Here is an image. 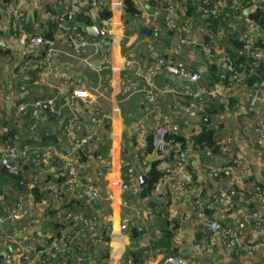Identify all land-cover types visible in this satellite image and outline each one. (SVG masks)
Wrapping results in <instances>:
<instances>
[{
    "label": "built area",
    "instance_id": "1",
    "mask_svg": "<svg viewBox=\"0 0 264 264\" xmlns=\"http://www.w3.org/2000/svg\"><path fill=\"white\" fill-rule=\"evenodd\" d=\"M28 1L7 0L2 4V14L12 33L22 34L25 6ZM131 1L137 11L134 19H126L125 0H49L48 23L56 25L57 39L48 40L42 37L47 23L39 20L35 21L30 33L26 36L25 43L28 53L20 69L22 71L38 70L35 85L51 94L38 99L29 98L11 102L9 112L17 120L25 116L29 118L27 134L30 142L19 144L16 140H9L0 144V166L20 170L25 164H31L36 168L47 158H51L54 161L53 173L58 177V181L60 180L51 191V196L57 205L74 187L80 185L81 172L75 162L77 153L84 148L92 147L100 138L101 131L106 132L110 128L113 119L111 112L99 110L100 98L109 92L108 82L101 88H97V91L94 90V96H92L87 89L82 87L80 79L70 76L60 68L59 58L62 54L58 47L60 42L70 50L72 56L79 58L84 65L92 66L96 62L98 72L110 70L109 47L102 40H110L111 27H124L132 21L139 22L142 27L150 31L154 41L165 35L167 31L173 30L180 47H187L191 50L198 48L205 62L215 65L217 69L230 75L228 85L221 84L217 86V90H206L203 84L207 67L204 70H193L184 62L176 61L172 56L154 57L151 69L160 71L167 77L188 83L192 87L191 90L184 92L181 88L168 84L157 88L149 73L140 75L145 85L142 93L146 106L145 113L137 117L133 123L136 130L135 138L137 141L146 139L145 126L156 115L158 118L155 120L154 131L151 134L153 151L155 153L167 151L173 159L171 165L161 170V177L153 184L152 192L158 203H164L166 199H178L191 188L192 178L188 171V164L191 155H194L192 141L183 146L181 143L165 139L167 134L179 133L180 127L172 115L160 112V96L171 97L178 114L189 119L200 120L204 116L205 108L211 104L217 94L229 96L233 90L243 88L248 90L247 100L250 109L264 110V51L255 49L254 39L257 36L264 38V32L257 23L250 19L252 15H264V0ZM189 1L191 4L188 3ZM188 5L196 6L195 15L188 16ZM103 12L109 13L107 19L100 17ZM80 13L90 18L91 26L98 28L102 39L90 38L85 32L84 36L76 33L72 23H75ZM211 18H217L219 22L223 19L225 25L216 24V31L213 32L207 23ZM245 33H247L246 36H244ZM228 37L232 41L239 40L246 43L244 55L250 60L249 75L256 73L258 67L263 68L260 82L250 89L242 83V76L236 73V68L225 51L231 49L230 41L226 40ZM218 38L225 41L227 46L217 41ZM126 67L132 76L139 77L132 60L126 62ZM136 86V82H131V88ZM65 89H70V92ZM181 97H188L191 101L189 104L181 103L179 101ZM43 115L60 123L63 133L70 137L66 149H59L51 143L41 144L32 141L33 138L38 137ZM209 128L217 131L218 125L211 123ZM242 130L249 142L264 154V114L262 117H256V120L250 124H243ZM233 148L234 145L228 142L227 151L232 152ZM139 156L141 157L140 164L145 165V153L140 151ZM196 156L200 159L198 155ZM87 160H92V157L88 156ZM202 168V171L204 170L213 182L223 178L227 179L232 187L239 190V193L246 187L244 177L249 174V170L240 159H231L224 165L205 162ZM29 177V186L33 187L36 182L31 179L32 176ZM125 178L126 181L120 185L121 191L137 196L139 187L133 178L131 169L127 170ZM82 195L88 201L100 198L98 188L91 182H85ZM25 199L27 196L17 197L9 211L6 214H0V249L8 243V246L12 247V253L6 256L0 264H30L27 256L30 247L25 246L23 239L19 236L26 235L29 229L40 225L41 219L32 217V211L26 206ZM252 199L259 206L263 205L264 192L257 193ZM4 202L5 196L0 192V205ZM201 202L200 194H195L189 203V209L198 225L197 236L199 235V238L196 237L193 243V251L196 254L211 257L219 243L225 251L244 254L250 259H254L256 254L264 250V240L253 242L247 240L245 236V230L249 225H253L257 231L264 234V216L261 209L252 211L243 221L230 226L209 217L206 213L208 211L213 212L212 214H224L226 210L233 207L225 191L212 189L207 196V203L202 205ZM152 217L153 214L150 211L146 213L135 211L130 218L123 220L121 231L126 235L131 225H141L146 220H152ZM75 219L83 231L89 235L93 246L103 245L99 239L95 218L66 214L63 223L69 224ZM9 223H20L21 228L8 234L4 227ZM63 247L65 248H55L50 252L42 260V264H49L62 253L68 255L71 251L68 241ZM78 251L81 254L73 256L74 264H87L85 250L80 248ZM158 251L162 254L163 250L158 249ZM258 263L264 264V260ZM120 264L135 263L130 259H123ZM140 264H154V260L148 257ZM157 264H186V262L181 258L165 255Z\"/></svg>",
    "mask_w": 264,
    "mask_h": 264
},
{
    "label": "crops",
    "instance_id": "2",
    "mask_svg": "<svg viewBox=\"0 0 264 264\" xmlns=\"http://www.w3.org/2000/svg\"><path fill=\"white\" fill-rule=\"evenodd\" d=\"M48 3L49 0H29L25 6L24 19L28 11H32L35 21L48 23L50 13ZM2 4L0 1V144L9 140H16L22 144L30 142L27 134L29 118L25 116L17 120L9 112V105L15 100L38 99L51 93L35 85L37 73L20 69L28 53L25 43L28 34H15L9 30L8 22L2 14ZM135 23L139 24V22ZM111 31L112 36L108 45V63L111 69L102 72L97 71L96 62L92 66H86L79 58L72 56L65 45L58 43L62 51L59 58L60 68L70 76L80 79L82 87L87 89L92 96H94V90L97 91V88H101L107 82L109 84V92L100 98L99 110L112 113L111 126L106 132L101 131L100 138L87 149L90 153H95L96 157L92 156V160H86L82 164H78L77 159L75 161L85 182H91L98 188L100 198L89 201L84 199L83 185L80 184L74 187L57 205L51 196L52 188L58 182V177L53 173L54 161L51 158H47L36 168L28 164V169L23 171L25 193H20L17 183L0 173V192L5 196L4 204L0 205L1 214L9 211L17 197L27 196L25 202L32 211V217L41 219L40 225L29 229L26 235L19 236L23 239L24 245L30 247L27 253L30 264H42V260L55 248H65L63 245L66 240L70 246L74 245L86 251L82 244L85 238L89 240V235L83 231L76 219L74 222L64 224L63 218L66 214L96 219L98 235L105 234L109 239L107 243L102 242V246H95L98 252L104 246L108 248L107 264H120L123 259L131 255L138 259L135 264L144 262L148 257L153 258L154 264H157L165 255L181 258L186 264H259V261L264 260V250L256 254L254 259L244 254H236L234 251H225L221 243L218 244L211 257H204L193 251L198 225L189 209V203L192 197L200 194L203 189L206 193L202 197V205L207 203V196L212 189L225 192L234 190L239 194L238 203L229 200L233 206L232 210L224 214L211 215V218L220 220L222 224L235 226L256 209H261L264 216V204L256 206L249 199L244 201L243 195L236 187H232L227 179L211 181L204 170L202 171L201 162L195 154L190 157L189 174L196 178V182L192 181V186L187 193L175 200L166 199L164 203H158L152 191H147L144 198L140 196L139 179L141 177L147 179L149 164L157 162V169L161 171L165 166L171 165L173 160L167 151L157 153L153 151L145 154L146 164H140L139 152L145 150V139L137 141L136 130L133 127L135 119L145 113L146 106L142 93L145 85L140 75L149 73L157 88L168 84L179 87L185 92L191 90L192 87L177 85L162 72L151 69L153 58L172 56L176 61L184 62L193 70H204L209 63L203 60L198 48L191 50L187 47H180L175 36L162 35L154 41L151 34L149 36L138 34L132 22L124 27H111ZM246 35L247 33L244 34ZM217 41L227 46L220 38ZM129 60L134 62L139 77L132 76L126 67V62ZM220 73L224 74V71L221 70ZM131 82H136L137 86L131 88ZM206 82L210 90H217L218 85L212 86L209 81ZM65 90L70 92V89ZM247 92L246 89L238 88L233 90L229 96L217 94L215 100L221 107H218V114H213L211 117L203 116L208 118V124L201 121L203 117L200 120L189 119L178 114L172 105L171 97L160 96L159 105L160 112L172 115L180 127V133L187 137L197 135L203 126L207 127L211 123H216L219 128L216 140L221 152L210 158L209 162L224 165L231 159H240L249 170V174L245 175L244 179L250 180L248 187L257 194L264 192V154L249 142L247 135L243 133L242 125L254 122L256 117H262L264 110L250 109ZM228 100L232 102L230 109ZM157 118L155 115L146 124V137L153 133ZM69 138L63 133L60 123L43 115L38 137L33 138L32 141L41 144L50 141L57 148L66 149ZM228 142L234 145L232 152L227 151ZM129 169L132 170L133 178L139 187L137 196H131L120 189L121 183L126 181L125 174ZM29 176H32L31 179L36 182L33 187L29 186ZM35 188L40 194L38 201H35L32 193ZM252 206L253 209L250 211ZM135 211L142 213L150 211L153 214L152 220H146L143 224L137 225L139 236L136 239L121 231L123 220L130 218ZM20 226V223H9L4 229L9 234L21 228ZM71 234L74 239L69 240ZM245 236L247 240L253 242L264 240V234L257 231L253 225L247 227ZM8 245L9 243L0 249V254L9 256L7 253L9 249L10 254L12 253V247ZM158 249L163 250L162 254ZM77 251L78 248L71 249L68 255L62 253L49 264H74L73 256L78 254ZM91 252L93 251H89V257ZM87 261L89 264H102L99 263L98 255L88 258Z\"/></svg>",
    "mask_w": 264,
    "mask_h": 264
},
{
    "label": "trees",
    "instance_id": "3",
    "mask_svg": "<svg viewBox=\"0 0 264 264\" xmlns=\"http://www.w3.org/2000/svg\"><path fill=\"white\" fill-rule=\"evenodd\" d=\"M2 3H5L7 0H0ZM189 4H191V1L188 2ZM154 7H156V5H154ZM188 16L190 15H195V11H196V6L193 5H188ZM125 14H126V19L130 18V19H134L135 16L137 15V11L133 6V3L131 0H125ZM100 17L102 19H107L109 17V13L103 12L100 14ZM250 19L254 22L257 23L260 28L263 30L264 32V15L261 14H256V15H252L250 17ZM208 25L211 29V31L215 32L217 25L219 24L220 26H224L225 25V21L222 19V21H217V18H211L208 20ZM75 24L80 25V26H84V27H88L91 26V20L89 17L85 16L84 13H80L76 19H75ZM160 24H162V21L160 20ZM75 26L76 29V33L79 36H84V31L82 29V27L80 26ZM57 28L55 24L52 23H47L46 24V29L42 32V37L44 39H48V40H56L57 39ZM165 36H169V37H174L175 36V32L173 30L171 31H167L165 33ZM255 39V49H261L264 51V38H261L260 36L254 37ZM225 40V39H224ZM226 40L230 41V46L231 49L229 50H225L226 53H228V56L230 57L234 67L236 68V73L240 76H242L243 78V84L247 87V89H250L252 87H254L255 85H257L260 80H261V74L263 72V68L260 66L258 67V69H256V73H254L253 75H249L248 74V65L250 64V60L246 58V56L244 55V50L246 49V43L244 41H239V40H235L232 41L230 39V37L226 38ZM33 72L37 73L38 70H33ZM206 81H209L210 84L212 86L214 85H221V84H225L228 85L230 83V75H228L227 73L221 74L220 70L216 68L215 65H211V64H207V69H206V74H205V78H204V84L203 87L206 90H210L211 88L208 87V84ZM179 101L181 103H185V104H189V102L191 101L190 98L188 97H181L179 98ZM229 101V100H228ZM231 103L229 101V105L228 108H231ZM173 107H174V101H173ZM218 107H221V105L218 103L217 100H215V98L213 99V101L211 102L210 105H208L205 108L204 111V115L207 117H211L213 116V114H218L219 110ZM219 129V128H218ZM218 131L213 130L211 128H209V125L203 126V128L201 129V131L197 134L194 135L192 137H187L186 135L181 134L180 132L177 134H167L165 135V139L166 140H172L174 142H178L181 143L183 146H185L189 141H192L193 143V152L194 154L198 155L200 157V162L202 165L205 164V162H209L210 158H213L214 156H217L220 154L221 152V148L217 143L216 140V133ZM47 143H50L47 142ZM152 143V136H147L145 139V154H150L151 152H153V147L151 145ZM88 148H84L83 150L79 151L77 153V163L78 164H82L87 160L88 156H93L96 157L97 155L95 153H90L89 150H87ZM208 153V154H207ZM211 163V162H210ZM157 162H153L151 164H149V171L147 172V191H152V187L153 184L161 177L162 171H159L157 169ZM190 161L188 164V171H190ZM192 181L195 183L196 182V178L191 176ZM249 179H244V184H245V189L244 191L241 192V194L243 195L244 201H246L247 199L250 200V202L256 206H259L258 203L253 200V196L256 195V193L253 191L252 188L248 187V183H249ZM60 182V180L58 181ZM239 191V190H238ZM32 193L34 195L35 201L40 200V194L37 191V189H33ZM206 191L203 189L200 192V196L201 198L203 196H205ZM64 200V199H63ZM253 209V206L250 208V211ZM232 210V209H230ZM230 210H226L224 213L229 212ZM254 211V210H253ZM206 213L209 215V217H211L213 212H208L206 211ZM1 214V212H0ZM129 235L131 238L136 239L139 236V229L136 225H131L129 227ZM73 238V235L71 234L69 236V240ZM197 238H199V235L197 236ZM99 239L101 240V243H107L108 242V237L103 234L102 236L99 235ZM68 240H66L67 242ZM90 243V244H89ZM83 247L86 249V258L88 260V258L92 257L94 258V256L98 255L99 256V263L102 264H107L108 258H109V250L106 247H102V249L100 250V252L96 251V247L92 245L91 243V239L88 240V238L84 240L83 242ZM70 246V244H69ZM80 246V245H79ZM90 247V248H89ZM70 248L76 249L78 248V250L80 249L79 247H75L73 245L70 246ZM92 250L93 253L90 254L89 257V251ZM78 254H81V252L77 251ZM76 252V253H77ZM77 255V254H76ZM125 259H130L133 263H137L138 259L135 258V256H127V258ZM89 264V262L87 263Z\"/></svg>",
    "mask_w": 264,
    "mask_h": 264
},
{
    "label": "water",
    "instance_id": "4",
    "mask_svg": "<svg viewBox=\"0 0 264 264\" xmlns=\"http://www.w3.org/2000/svg\"><path fill=\"white\" fill-rule=\"evenodd\" d=\"M35 23V16L34 13L32 11H28V13L26 14V17L24 19L23 22V27H22V33L24 34H29L31 31V28L33 26V24ZM74 26H76L77 24L72 23ZM132 24L135 26L136 31L138 34L140 35H144V36H149L151 33L148 29H145L144 27H142L140 24H136L135 22L132 21ZM80 26V25H77ZM82 27V29L84 30V32L86 33V35L90 38H95V39H102L101 34L99 33V30L96 26H88V27H84V26H80ZM102 42L108 46L109 45V40L108 39H103ZM98 64V63H95ZM172 81L180 86H186V87H190V85L188 83H185L184 81L180 80V79H175V78H171ZM202 122H205L208 124L209 120L207 117H203L201 119ZM28 169V164H26L22 170H13L10 169L8 167H4L1 166L0 167V173L3 176L8 177L9 179L15 181L18 185V191L20 193H25V189L23 187V171ZM80 184L84 185L85 184V179L84 177L81 175V180H80ZM139 185L141 187V192H140V196L142 198H144L146 196L147 193V179L145 177H141L139 179ZM226 196L229 198L230 201L234 202V203H238L239 202V194L237 192H235L234 190H228L226 191ZM10 249L7 251L8 255H10ZM6 257V255H2L0 254V263L1 261Z\"/></svg>",
    "mask_w": 264,
    "mask_h": 264
}]
</instances>
